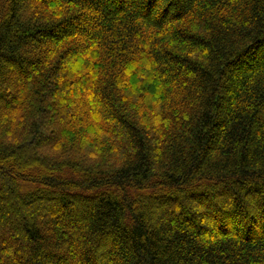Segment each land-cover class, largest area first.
Instances as JSON below:
<instances>
[{
    "label": "trees",
    "instance_id": "trees-1",
    "mask_svg": "<svg viewBox=\"0 0 264 264\" xmlns=\"http://www.w3.org/2000/svg\"><path fill=\"white\" fill-rule=\"evenodd\" d=\"M0 264H264V0H0Z\"/></svg>",
    "mask_w": 264,
    "mask_h": 264
}]
</instances>
